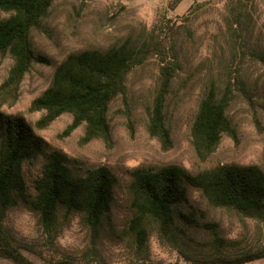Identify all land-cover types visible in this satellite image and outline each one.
Listing matches in <instances>:
<instances>
[{
    "label": "trees",
    "instance_id": "1",
    "mask_svg": "<svg viewBox=\"0 0 264 264\" xmlns=\"http://www.w3.org/2000/svg\"><path fill=\"white\" fill-rule=\"evenodd\" d=\"M54 0H0V56L11 64L0 83V97L17 99L20 84L35 63L49 64L33 47L32 31L39 28ZM201 6V5H199ZM253 5L246 0H226L221 27L215 38L225 43L229 57L220 59L218 73L224 75L220 89L209 78L202 90L190 125L196 156L206 160L223 134L235 137L228 106L233 97V61L251 55L264 62V41L255 30ZM181 24L166 20L137 38L127 37L105 48L90 47L68 52L55 66L49 85L35 96L30 111L41 115L31 124L25 116L0 107V257L13 264H34L5 229L10 209L19 204L36 216L42 233L53 243L65 220L79 213L89 229L91 243L84 259L52 260L50 264H98L85 255L98 252L97 243L105 225L111 222L117 176L109 166L89 165L49 144L36 132L63 114L71 117L61 132L68 136L82 126L80 144L100 139L112 144L108 110L118 96L126 95L130 71L149 57L160 61L159 84L148 113L147 131L164 149L171 146L165 120V101L179 59ZM258 33V34H257ZM224 54V52H223ZM172 55V56H169ZM172 57V59L170 58ZM264 158V152H263ZM37 166L28 176L27 165ZM129 209L126 231L137 250L147 249L148 224L155 223L161 241L188 238L191 232L211 234L210 264H246L264 256V249L226 252L231 240L219 234L217 225L205 219L189 202L196 189L212 207L231 209L264 224V169L257 164L223 163L191 171L184 166L139 165L129 170ZM112 228V227H111Z\"/></svg>",
    "mask_w": 264,
    "mask_h": 264
},
{
    "label": "rangeland",
    "instance_id": "2",
    "mask_svg": "<svg viewBox=\"0 0 264 264\" xmlns=\"http://www.w3.org/2000/svg\"><path fill=\"white\" fill-rule=\"evenodd\" d=\"M246 1L254 7L255 30L264 41V0ZM225 3L226 0H54L40 27L33 29V47L48 57L50 63L32 65L20 84L16 100L0 97L1 109L22 114L31 124L41 115L40 111L29 110L31 100L49 85L54 66L68 52L105 48L127 37L137 38L168 19L182 26L178 66L175 65L164 108L171 135L169 148L164 149L147 131L148 113L159 84L160 61L156 56L130 71L126 95L110 103V146L100 139L80 144L82 126L68 136H61L71 120L68 114L45 128H36L52 146L89 165H107L118 178L111 222L101 233L98 252L85 255V260L94 259L98 264H210L205 259L212 250L208 242L211 234L205 231L191 232L188 238L176 241H161L156 224L150 223L147 249L142 252L136 249L132 237L124 230L130 215L127 186L133 167L175 163L197 171L219 163H238L257 164L264 169V62L251 55L238 56L232 66L233 97L228 114L236 139L223 134L206 160L196 156L191 143L190 125L209 78L216 79L220 89L224 87V75L218 73V65L221 58L229 57V52L227 45L220 43L221 38L215 36L222 26ZM10 64L9 56H0V83ZM36 170L37 166L32 164L26 167L28 176ZM189 202L200 209L207 221L217 225L220 235L231 240L226 252L264 249L263 222L231 209L212 207L196 189L189 192ZM4 224L14 243L34 264L84 259V251L87 253L91 243L89 229L79 213L65 220L53 243L45 238L35 214L23 204L10 209ZM0 264L13 263L0 257ZM246 264H264V256Z\"/></svg>",
    "mask_w": 264,
    "mask_h": 264
}]
</instances>
